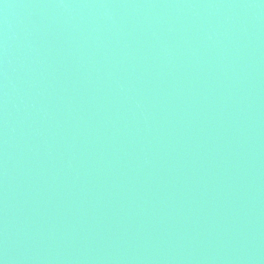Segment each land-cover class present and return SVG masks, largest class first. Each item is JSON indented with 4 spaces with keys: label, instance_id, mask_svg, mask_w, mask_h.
Listing matches in <instances>:
<instances>
[{
    "label": "water",
    "instance_id": "95a60500",
    "mask_svg": "<svg viewBox=\"0 0 264 264\" xmlns=\"http://www.w3.org/2000/svg\"><path fill=\"white\" fill-rule=\"evenodd\" d=\"M0 264H264V0H0Z\"/></svg>",
    "mask_w": 264,
    "mask_h": 264
}]
</instances>
